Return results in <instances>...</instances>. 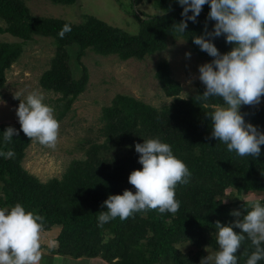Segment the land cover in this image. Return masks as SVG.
<instances>
[{"label":"trees","instance_id":"1","mask_svg":"<svg viewBox=\"0 0 264 264\" xmlns=\"http://www.w3.org/2000/svg\"><path fill=\"white\" fill-rule=\"evenodd\" d=\"M51 1L71 4L76 0ZM153 2L160 11L147 17L134 13L139 28L136 33H129L91 14L82 22L73 23L35 15L23 0H0V19L4 22L0 33L7 32L24 41L34 34L53 37L54 55L39 83L59 94L63 101L60 118L88 82V70L80 61L86 49L104 56L114 54L121 60L142 59L164 50L169 38L181 37L206 62L213 59L193 43L206 27L208 31L214 27L215 21L208 19L210 4H205L196 22L189 20L185 33H180L173 25L182 20L183 6L177 0ZM66 23L71 25V31L61 38L58 33ZM213 43L221 54L233 47L223 35L214 38ZM22 46L20 42H0V89L6 82V70L19 58ZM69 48L75 50L79 76L72 72ZM154 75L172 101L155 107L133 96L116 94L101 109L103 141L91 143L85 157L73 159L60 178L41 181L25 169L22 160L30 138L23 133L20 123H0V151L15 153L9 159L0 156V208L19 202L26 210L35 209L45 217L43 231L58 228L53 244L41 242V248L48 253L73 258L100 257L107 264H200L207 247H219L216 221L227 225L246 214L242 192L262 191L259 200L264 204V145L257 158L229 152L225 144L212 136L209 116L222 101L197 100L196 96L205 90L203 84L192 95L181 97V84L172 77L165 59L157 62ZM240 111L247 122L264 126V103L242 105ZM9 126L18 130L19 135H14L5 146L3 132ZM149 138L168 143L191 172L189 183L176 188L179 210L175 214L149 210L98 226L100 212L106 211L103 202L110 194H122L125 189L135 192L128 181L133 170L142 169L135 144ZM228 189L229 200L224 201ZM233 210H240L241 217L231 215ZM178 247H183V251ZM252 251L250 240L242 242L236 254L237 264H246ZM258 264H264V260Z\"/></svg>","mask_w":264,"mask_h":264},{"label":"clouds","instance_id":"2","mask_svg":"<svg viewBox=\"0 0 264 264\" xmlns=\"http://www.w3.org/2000/svg\"><path fill=\"white\" fill-rule=\"evenodd\" d=\"M177 2L183 10L182 20L173 25L176 31L185 33L188 21L196 22L205 4H210L208 19L215 21L212 31L206 27L203 34L193 39L195 45L213 58L199 66V80L205 90L196 99L204 103L214 98L222 101L208 114L212 121V136L225 144L229 152L234 151L241 157H259L264 132L247 122L240 109L242 105H258L264 96V0ZM70 31L71 25L66 23L58 35L63 38ZM221 35L226 43L233 45L223 54L213 43L214 38ZM190 55V52L186 53V56ZM16 98L20 100L16 114L23 133L30 140L55 149L60 122L54 108L44 102V94L32 91L24 99ZM14 135L18 136L19 131L7 127L3 132L5 146ZM135 151L140 154L138 162L142 165V169L133 170L128 177L135 192L125 189L122 194H110L102 205L106 211H101L98 216L100 227L117 217L126 220L135 213L158 210L161 214H175L179 210L176 188L190 181L187 165L174 155L168 143L159 138L136 143ZM14 155L12 150L0 151V156L6 159ZM245 204L246 214L242 219L227 225L216 221L219 249L214 254L208 252L200 264H237L236 254L245 240H250L254 246L246 264L264 260V204L255 198ZM231 215L241 217V211L233 210ZM44 223L43 215L35 209L26 210L19 202L10 208H0V264H38ZM177 249L183 251V247Z\"/></svg>","mask_w":264,"mask_h":264},{"label":"rangeland","instance_id":"3","mask_svg":"<svg viewBox=\"0 0 264 264\" xmlns=\"http://www.w3.org/2000/svg\"><path fill=\"white\" fill-rule=\"evenodd\" d=\"M35 15L51 16L80 23L86 15H94L105 22L117 26L129 33H136L139 23L134 13L147 17L158 13L153 0H76L71 4L55 3L51 0H23ZM0 25L4 22L0 19ZM20 42L23 46L19 58L6 70V82L0 89V123H19L16 109L20 99L32 91H40L45 96V103L54 108L60 122V134L55 149L47 148L31 140L25 150L22 165L41 181L52 177L60 178L73 159L85 157V151L93 142H102L101 109L109 105L118 94H127L155 107L168 105L172 97L167 96L154 73L159 60L169 63L170 73L181 84V97H188L195 92L199 84V66L206 63L203 57L192 52L190 45L181 37L168 39L164 50L147 55L142 59L121 60L116 55H100L86 49L80 61L88 70V82L85 89L71 104V108L58 118L63 101L59 94L44 89L39 79L44 70L49 68L54 55V39L51 36L32 35L31 39L22 40L10 33H0V42ZM74 47V46H72ZM191 53L190 57L186 53ZM70 64L74 76H79L80 65L75 60L74 48H69ZM264 103L261 99L260 106ZM264 132V126H257ZM229 189L225 191L224 201H228ZM263 193L257 191L242 192L244 201L260 199ZM58 228L42 232V242L54 243ZM205 257L218 249L207 247ZM209 252V253H208Z\"/></svg>","mask_w":264,"mask_h":264},{"label":"crops","instance_id":"4","mask_svg":"<svg viewBox=\"0 0 264 264\" xmlns=\"http://www.w3.org/2000/svg\"><path fill=\"white\" fill-rule=\"evenodd\" d=\"M38 264H107L105 260L100 257H78L48 253L41 248V259Z\"/></svg>","mask_w":264,"mask_h":264}]
</instances>
